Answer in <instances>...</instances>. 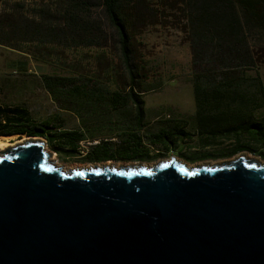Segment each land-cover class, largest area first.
I'll return each instance as SVG.
<instances>
[{"label": "water", "instance_id": "1", "mask_svg": "<svg viewBox=\"0 0 264 264\" xmlns=\"http://www.w3.org/2000/svg\"><path fill=\"white\" fill-rule=\"evenodd\" d=\"M0 264H264V162L75 170L5 143Z\"/></svg>", "mask_w": 264, "mask_h": 264}, {"label": "trees", "instance_id": "2", "mask_svg": "<svg viewBox=\"0 0 264 264\" xmlns=\"http://www.w3.org/2000/svg\"><path fill=\"white\" fill-rule=\"evenodd\" d=\"M102 2L118 35L120 61L128 75L127 87L110 88L96 75L44 74L42 83L46 91L62 108L75 113L81 127L68 129L61 122L36 120L23 104L0 103V136L44 138L52 151L64 156L81 154L80 142L88 141L82 157L89 162H101L144 160L163 155L160 152V146L166 145L163 138L169 137L170 131L173 134L185 131L183 119H160L151 127L146 117L142 95L154 87H137L139 72L133 60L130 34L145 19L140 8L142 0ZM183 2L194 104L201 114L198 123L204 126L201 128L207 138L214 141L233 133V148L238 144L250 149L264 147V114L259 119L254 112L264 108V86L258 74L249 76L243 72L257 62L251 42L264 35V0ZM86 4L80 0H62L59 19L63 18L73 32L81 31L73 42L92 45L96 42L90 31L92 25L88 19L79 17ZM20 18L14 11L0 12V45L15 48L13 38H32L39 32V24L28 30L24 28L27 26L22 27ZM241 134L247 137L242 139ZM150 146L157 147V155L151 154Z\"/></svg>", "mask_w": 264, "mask_h": 264}, {"label": "rangeland", "instance_id": "3", "mask_svg": "<svg viewBox=\"0 0 264 264\" xmlns=\"http://www.w3.org/2000/svg\"><path fill=\"white\" fill-rule=\"evenodd\" d=\"M80 1L87 2L79 17L88 19L92 25L90 31L96 41L92 45L73 42L82 33L73 32L63 18L59 19L62 0H0V12L19 13L22 27L27 26L24 28L28 30L34 24L40 27L32 38H13L15 48L0 45V103L23 104L36 120L61 122L64 128L74 129L80 128L82 123L75 113L62 108L49 95L43 86L42 75L75 72L96 75L110 88L127 87L128 75L120 61L118 35L106 16L102 0ZM140 8L145 19L130 30V34L133 60L139 72L137 87H154L142 95L148 107L146 117L151 127L160 119H183L185 131L175 134L170 131L169 137L163 138L166 145L160 146L163 155L144 160L89 162L82 157L88 141L80 142L81 154L74 156L59 155L45 142L52 161L65 169L102 165L144 167L168 158L182 162L198 160L189 164L193 166L204 165V162L221 164L239 154L264 162V147L250 149L238 144L233 148V133L214 141L207 138L201 128L204 126L198 123L201 114L194 104L191 50L183 0H142ZM262 37L251 42L257 56L256 65L243 72L249 76L258 74L264 86V35ZM240 136L242 139L247 137L245 134ZM18 138L16 135L11 141ZM150 147L151 154L157 155V147Z\"/></svg>", "mask_w": 264, "mask_h": 264}, {"label": "bare ground", "instance_id": "4", "mask_svg": "<svg viewBox=\"0 0 264 264\" xmlns=\"http://www.w3.org/2000/svg\"><path fill=\"white\" fill-rule=\"evenodd\" d=\"M16 137V135H12V136H0V147H2V146H5V143H16L17 142V140L14 142H12L11 141V139L12 138H15ZM23 137H27L26 135H24ZM18 139H20V137L18 138ZM15 140V139H14ZM95 167V166H94ZM148 167V166H147ZM79 168V167H78ZM91 168V167H90ZM79 169H81V168H79ZM87 169H89V168H87Z\"/></svg>", "mask_w": 264, "mask_h": 264}, {"label": "crops", "instance_id": "5", "mask_svg": "<svg viewBox=\"0 0 264 264\" xmlns=\"http://www.w3.org/2000/svg\"><path fill=\"white\" fill-rule=\"evenodd\" d=\"M144 108H145L146 111H148V109H147L148 107H146V105L144 106ZM254 112L256 113V116H257V114H258V118L261 119V118L263 117V114H264V108L261 107V108L255 110ZM157 117H158V116H157ZM157 117H156V118H157ZM1 136H2V135H1ZM7 136H12V135H7Z\"/></svg>", "mask_w": 264, "mask_h": 264}, {"label": "flooded vegetation", "instance_id": "6", "mask_svg": "<svg viewBox=\"0 0 264 264\" xmlns=\"http://www.w3.org/2000/svg\"><path fill=\"white\" fill-rule=\"evenodd\" d=\"M207 159V158H206ZM187 161V160H186ZM195 161H198V160H191V161H187V162H185V163H187V164H192V163H194Z\"/></svg>", "mask_w": 264, "mask_h": 264}]
</instances>
